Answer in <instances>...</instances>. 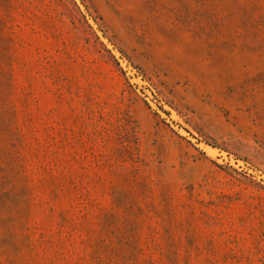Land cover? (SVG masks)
Here are the masks:
<instances>
[{
  "label": "rangeland",
  "instance_id": "1",
  "mask_svg": "<svg viewBox=\"0 0 264 264\" xmlns=\"http://www.w3.org/2000/svg\"><path fill=\"white\" fill-rule=\"evenodd\" d=\"M0 264H264V0H0Z\"/></svg>",
  "mask_w": 264,
  "mask_h": 264
}]
</instances>
